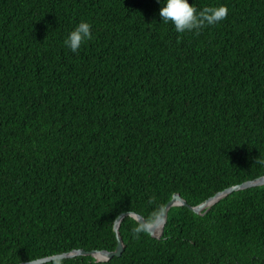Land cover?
Listing matches in <instances>:
<instances>
[{"label":"trees","instance_id":"16d2710c","mask_svg":"<svg viewBox=\"0 0 264 264\" xmlns=\"http://www.w3.org/2000/svg\"><path fill=\"white\" fill-rule=\"evenodd\" d=\"M188 2L227 16L177 33L157 0H0V264L114 250L118 214L264 175V0ZM138 225L120 256L43 264H264V185L171 207L159 238Z\"/></svg>","mask_w":264,"mask_h":264},{"label":"clouds","instance_id":"9594fccd","mask_svg":"<svg viewBox=\"0 0 264 264\" xmlns=\"http://www.w3.org/2000/svg\"><path fill=\"white\" fill-rule=\"evenodd\" d=\"M160 5L158 15L160 22L171 24L177 33L194 31L218 24L227 16V8L224 5L205 7L197 10L188 0H157ZM91 25L86 21L79 22L64 39V45L72 52L77 53L81 45L91 38ZM264 166V160L258 158L255 162ZM156 213L152 214L147 224L138 225L132 229L133 235L138 236L146 231ZM55 264H60L57 260Z\"/></svg>","mask_w":264,"mask_h":264},{"label":"water","instance_id":"95a60500","mask_svg":"<svg viewBox=\"0 0 264 264\" xmlns=\"http://www.w3.org/2000/svg\"><path fill=\"white\" fill-rule=\"evenodd\" d=\"M264 185V175L258 176L254 179H249L246 181H243L242 183L235 184L232 186H229L221 191L216 192L214 195L208 197L207 199L203 200L197 205L191 206L189 205L180 195L173 194L171 199L166 202L162 210L159 212V214L156 216L154 221L150 223V225L147 227L146 231L150 234V236L154 238H159L162 234L163 227L167 218L168 210L173 206H185L189 210H192L195 213H201L204 209L209 208L211 205L216 203L221 198L225 197L226 195L230 194L233 191L236 190H242L250 187L255 186H261ZM130 216L133 219H135L140 225L147 224L144 217L138 213L135 212H122L118 214L113 222V231L115 233L116 237V246L114 250H90L86 251L84 249H73L68 252L60 253V254H54L49 256H44L41 258L29 260V261H23L18 264H43L45 262H49L56 259H63V258H72L76 256H92L95 261H107L113 256H120L121 253L124 250V243L122 241V238L119 234V226L121 221L124 219V217ZM157 230V231H156Z\"/></svg>","mask_w":264,"mask_h":264},{"label":"bare ground","instance_id":"6f19581e","mask_svg":"<svg viewBox=\"0 0 264 264\" xmlns=\"http://www.w3.org/2000/svg\"><path fill=\"white\" fill-rule=\"evenodd\" d=\"M157 231V230H156Z\"/></svg>","mask_w":264,"mask_h":264}]
</instances>
